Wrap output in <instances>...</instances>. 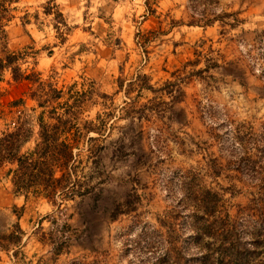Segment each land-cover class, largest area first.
<instances>
[{
	"label": "rangeland",
	"instance_id": "374dc122",
	"mask_svg": "<svg viewBox=\"0 0 264 264\" xmlns=\"http://www.w3.org/2000/svg\"><path fill=\"white\" fill-rule=\"evenodd\" d=\"M13 7L7 46L22 71L66 92L93 87L79 124L100 115L106 128L74 151L92 187L83 196L26 197L0 170V232H25L0 264H223L220 253L264 264V0ZM224 13L235 26L204 25ZM30 92L11 70L0 76V131L19 110L31 119L23 151L42 110Z\"/></svg>",
	"mask_w": 264,
	"mask_h": 264
},
{
	"label": "trees",
	"instance_id": "16d2710c",
	"mask_svg": "<svg viewBox=\"0 0 264 264\" xmlns=\"http://www.w3.org/2000/svg\"><path fill=\"white\" fill-rule=\"evenodd\" d=\"M17 1L0 0V76L9 69L15 81H28L31 89L29 96L36 100L37 107L42 110L37 117L39 130L32 148L23 151L24 146L33 136L31 119L24 110H19L13 125L10 124L0 131V170L8 166L5 175L11 178L15 192L26 197H44L55 203L57 196L72 198L83 196L90 193L92 187L82 186L78 178L77 165L72 164V161H77L74 151L80 148L84 140L87 142L96 140L97 138L90 136L91 132L103 134L106 124L101 120L100 115L94 120H86L82 125L79 124L85 105L93 97V87L89 86L88 90L73 91L71 86L66 92L56 87L54 83L42 81L39 73L26 74L22 71L18 62L23 54L8 49L6 33V26L15 17L13 11L16 7H13V4ZM46 13L51 12L47 10ZM57 15L64 23L63 14L58 12ZM231 15L233 13H224L214 19L204 15L202 19H206L204 25L220 20L222 26L229 24L232 27L235 24L225 21V17ZM235 20L241 21L238 18ZM257 39L260 44L264 42V31L257 35ZM142 40L146 42L148 38L143 35ZM22 103L24 100L20 98L12 101L11 106L18 107ZM99 148L97 146L90 149L93 157L98 156ZM94 165L100 171L98 160ZM41 229L42 226L39 225L34 232H39ZM218 231L216 230V233ZM24 234L19 223L14 225L9 233L0 232V253L1 250H10L11 246H19ZM208 249L211 250L210 246ZM14 254L17 255V250ZM220 256L218 261H222L223 264L233 263L232 256L225 253H220Z\"/></svg>",
	"mask_w": 264,
	"mask_h": 264
}]
</instances>
